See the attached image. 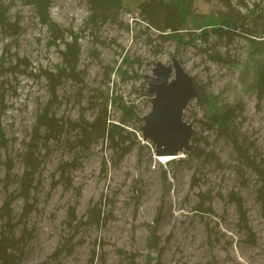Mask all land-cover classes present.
Returning a JSON list of instances; mask_svg holds the SVG:
<instances>
[{
  "label": "rangeland",
  "instance_id": "374dc122",
  "mask_svg": "<svg viewBox=\"0 0 264 264\" xmlns=\"http://www.w3.org/2000/svg\"><path fill=\"white\" fill-rule=\"evenodd\" d=\"M36 4L0 0V241L13 239L4 255L18 264H264V0H191L177 33L173 0H52L53 24ZM222 18L236 27L217 32ZM74 36L71 66L63 50ZM174 58L198 91L184 114L194 152L162 160L142 139L153 104L146 75ZM223 109L226 129L215 119ZM46 112L51 123L39 125Z\"/></svg>",
  "mask_w": 264,
  "mask_h": 264
},
{
  "label": "water",
  "instance_id": "95a60500",
  "mask_svg": "<svg viewBox=\"0 0 264 264\" xmlns=\"http://www.w3.org/2000/svg\"><path fill=\"white\" fill-rule=\"evenodd\" d=\"M152 109L143 116V141L155 145L157 156L183 157L193 148L194 125L185 119V109L198 96L192 75L177 58L172 64L158 61L147 74Z\"/></svg>",
  "mask_w": 264,
  "mask_h": 264
},
{
  "label": "trees",
  "instance_id": "16d2710c",
  "mask_svg": "<svg viewBox=\"0 0 264 264\" xmlns=\"http://www.w3.org/2000/svg\"><path fill=\"white\" fill-rule=\"evenodd\" d=\"M112 2H114V4H116V6H120L122 4V0H110ZM175 1V3L177 4V6L179 7V9L181 10V15H180V21L181 24L179 25H173L171 26L172 29L175 31L174 33H177L178 30L183 29L184 24H187V18L188 15H190V10L188 8V4L191 2V0H173ZM37 3L36 5L38 6L39 9V13L41 16V19L43 22L45 23H50L53 24L52 19L50 18L49 15V11H50V5L52 0H34V3ZM98 8L101 10L100 12L105 15L106 11L102 9L101 5H98ZM152 22L153 19H151ZM1 21V20H0ZM1 23L3 24L4 22L1 21ZM157 24V23H154ZM230 27H236V24L234 23L233 25H231L229 20H226V18H222L221 22L218 24V26L214 29L217 32L223 33V32H228L230 29ZM160 30H162L163 32H165V27H158ZM62 38V36L57 37V39ZM66 43L69 45L70 50H63V53L65 55V59L66 62H68V64H70L71 66H75L78 64L79 61V45H78V37L74 36V39L72 41H66ZM46 76L47 78H49L50 80H54L55 82H53V90L56 88L57 86V77L53 76V73L51 72H46ZM258 86L259 89L261 90L262 93H264V74H261L259 79H258ZM207 99H210V97H208ZM230 111H228V109H223L221 111H219L216 116V122L218 123L219 127L226 129V127H228L229 124V120H230ZM50 122L49 118H48V112L44 113L43 116H41L38 120L39 125L42 124H46ZM125 122V121H123ZM116 128H122V125L119 124H115ZM112 129L108 130V133L112 134ZM113 138V137H111ZM195 140V137L193 135L192 137V141ZM194 151L193 149H191L190 151H186L187 154H192ZM175 160V159H173ZM34 186V177H33V172L31 171V169H27L25 171L24 176L22 177V183H21V194L25 199H29L30 198V194H31V190ZM238 200V206H239V211L241 213V219L245 222L244 225L246 227V229L249 232H252V227L249 225V220L248 217L246 215V211L244 209V204L241 201V199L237 198ZM5 208H7L8 211V216H10L12 214V209H11V204L10 201L8 200L5 204ZM11 219V217L9 218V220ZM95 221L99 222V217L96 219ZM153 234H156V228L153 229ZM253 234V233H252ZM7 238H9V240L6 238L2 241H0V252L3 255L4 259L7 261V264H18L19 262H17L16 260L13 259H9L7 258L4 254L7 252V248L8 246H13L12 244V238L7 236Z\"/></svg>",
  "mask_w": 264,
  "mask_h": 264
},
{
  "label": "bare ground",
  "instance_id": "6f19581e",
  "mask_svg": "<svg viewBox=\"0 0 264 264\" xmlns=\"http://www.w3.org/2000/svg\"><path fill=\"white\" fill-rule=\"evenodd\" d=\"M160 158H161L162 160H168V159L171 158V156H161Z\"/></svg>",
  "mask_w": 264,
  "mask_h": 264
}]
</instances>
